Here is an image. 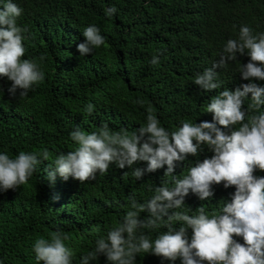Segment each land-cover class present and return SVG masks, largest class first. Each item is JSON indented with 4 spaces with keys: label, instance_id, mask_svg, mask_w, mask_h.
<instances>
[{
    "label": "trees",
    "instance_id": "1",
    "mask_svg": "<svg viewBox=\"0 0 264 264\" xmlns=\"http://www.w3.org/2000/svg\"><path fill=\"white\" fill-rule=\"evenodd\" d=\"M6 0H0V7ZM21 9L18 26L24 33L23 59L44 56L40 67L44 79L25 97L10 95L11 81L0 77V153L14 158L21 151L36 154L41 160L26 185L16 191H0V264H43L35 257L34 243L50 239L61 231L69 236L67 247L74 251L73 264L93 251L96 240L122 221L130 207V198L146 203L155 187H174L173 177L164 176L166 165L146 172L142 179L132 175L134 168H146L137 162L131 168L111 164L106 174L80 183L58 174L49 179L58 154L74 151L78 144L70 133L78 126L85 133L96 132L107 123L112 131L136 132L146 124L151 109L162 127L175 131L182 122H212L205 112L213 96L227 88L235 90L249 82L264 86V81L243 80L239 65L250 57L237 54L224 69L216 68L221 88L205 91L194 83L219 60L229 39H238L241 26L253 34L264 33V0H13ZM115 7L114 15L106 9ZM95 25L105 44L92 54L80 56L77 45L84 42V29ZM159 63H150L158 54ZM250 96V94H249ZM250 99V98H249ZM95 106L89 115L85 109ZM249 100L245 101V108ZM264 112V105L261 106ZM220 127L219 125H217ZM230 133V129H224ZM195 142V141H194ZM47 150L48 160L41 153ZM206 145L198 156L176 162L172 175L188 174L197 161L211 158ZM264 176V171L254 173ZM235 187L213 186V196L200 200L189 192L184 207L169 209L196 215L203 206L209 214L219 213L231 202ZM149 216L141 212L139 219ZM167 223V217H164ZM178 230L180 222H173ZM154 239L167 231L142 229ZM189 241L191 229H188ZM243 244L242 237H233ZM88 264H109L104 255ZM136 264H181L151 253H141ZM206 264V262H205Z\"/></svg>",
    "mask_w": 264,
    "mask_h": 264
},
{
    "label": "clouds",
    "instance_id": "2",
    "mask_svg": "<svg viewBox=\"0 0 264 264\" xmlns=\"http://www.w3.org/2000/svg\"><path fill=\"white\" fill-rule=\"evenodd\" d=\"M115 7L106 9V15L116 13ZM21 9L13 0H6L0 7V77L11 81L8 89L15 96L25 97L44 79L40 64L45 59H23L24 40L28 30L18 26ZM84 42L77 45L81 57L105 44V38L95 25L88 26L82 33ZM219 60L202 73H197L194 83L205 91L221 88L214 69H224L228 61H236L237 54L250 57L246 64L239 65L243 80L264 81V33L253 34L249 26H241L238 39H229L223 46ZM151 64L159 63L158 54ZM250 94V96H249ZM250 98V99H249ZM249 100L247 108L245 101ZM264 86L249 82L235 90L225 88L211 99L205 112L212 113V122H182L175 131L161 126L151 109L147 110L146 124L138 133L127 130L112 131L107 123L98 131L85 133L78 126L70 133L78 144L74 151L57 155L49 179L58 174L64 180L72 177L80 183L94 180L97 173L103 175L111 164L118 168H131L137 162H146V168H134L132 175L142 179L146 172L163 168L164 176H172L174 187H155V194L146 203L130 198L129 210L123 220L113 226L107 237L96 240L93 251L81 256L80 264H88L104 255L109 264H136L141 253H151L168 261L181 259V264H264V176L254 173L264 171ZM95 106L89 103L85 111L91 115ZM219 125L220 127H218ZM230 129V133L222 130ZM195 141V142H194ZM213 153L211 158L197 161L188 174L177 179L174 172L176 162L185 161L187 156H198L202 146ZM48 160L47 150L41 153ZM41 160L36 154L21 151L14 158L0 153V191H16L26 185L37 170ZM235 187L231 202L224 203L219 213L211 214L203 206L196 215L181 209L189 192L200 200L213 196V186ZM147 211L146 219H139ZM167 217V223L164 217ZM173 222H180L175 229ZM166 232L158 233L153 239L142 229L156 231L161 227ZM188 229H191L189 241ZM242 237L244 243L233 237ZM69 236L59 230L50 233V239L40 238L34 243L35 257L43 264H73L74 251L65 241Z\"/></svg>",
    "mask_w": 264,
    "mask_h": 264
}]
</instances>
